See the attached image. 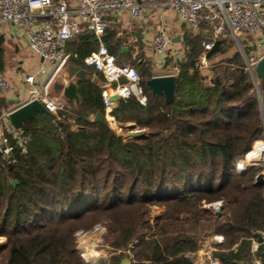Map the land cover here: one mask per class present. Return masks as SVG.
<instances>
[{
    "label": "trees",
    "instance_id": "obj_1",
    "mask_svg": "<svg viewBox=\"0 0 264 264\" xmlns=\"http://www.w3.org/2000/svg\"><path fill=\"white\" fill-rule=\"evenodd\" d=\"M207 38L201 30L183 37L185 55L168 104L149 90L146 80L153 74L146 61L132 62L147 102L129 95L111 115L120 125L143 128L141 136L125 138L94 121L96 113H105L102 89L83 79L76 106L67 101L70 106L57 113L40 111L23 122L27 152L14 147L11 168L0 157V236L6 247L0 264H122V252L100 260L77 250L76 231L97 222L107 225L114 251H131L128 264H195L200 227L223 237L212 251L220 264L262 257L264 243L252 251L251 240L264 231V166L237 164L264 132V76L255 79L234 50L220 59L213 86L204 85L195 61ZM228 40L216 39L206 60L226 54ZM103 41L117 58L114 36L105 33ZM82 48L70 61L94 50ZM259 173L263 181L256 183ZM215 201L218 215L205 206Z\"/></svg>",
    "mask_w": 264,
    "mask_h": 264
},
{
    "label": "built area",
    "instance_id": "obj_2",
    "mask_svg": "<svg viewBox=\"0 0 264 264\" xmlns=\"http://www.w3.org/2000/svg\"><path fill=\"white\" fill-rule=\"evenodd\" d=\"M165 3L182 22L192 28L205 26L208 38L202 42L203 52L195 61L197 69L206 65L205 52L211 49L215 40L230 34L239 45L245 67L253 74L255 64L264 54L261 48H257V35L264 29V0H167ZM117 10L127 11L136 21L144 14V4L139 0H0V21L25 31L29 49L50 66L47 76L38 84L35 83L33 74L25 76L24 80L29 85V100H38L52 113L64 109L63 98L53 95L50 86L54 77L69 63L71 56L76 55L66 50V43L87 32L98 40L99 46L84 56L82 61L85 65L94 67L103 77L102 96L107 120H115L111 115L115 102L110 99L114 94L119 96L117 102L129 95H133L141 104L147 102L137 69L129 63L117 62L116 55L102 42L108 28L105 15ZM242 35L252 38L250 41L245 40L243 44L240 41ZM171 44L172 38L164 29L158 30L151 42L154 54L171 58L170 63L161 61L162 64L158 67L163 71L161 75L172 74L177 77L183 52L175 54ZM249 44L255 48L246 54L244 48H249ZM202 77L204 85L213 86L214 76ZM8 88L9 81L0 72V157L6 165H13L17 161L13 148L17 147L20 153H26L28 137L12 125L9 114L13 109L1 102V96ZM69 121L74 122L73 119ZM237 169H240V164H237ZM258 232L264 241V231ZM257 245L254 238L251 243L252 251L257 250ZM213 249L211 244L205 245L195 264H220L219 259L212 254ZM116 251L125 253L128 258L133 257L129 249ZM197 252L193 254L195 257ZM253 264H261L260 258L255 257Z\"/></svg>",
    "mask_w": 264,
    "mask_h": 264
},
{
    "label": "crops",
    "instance_id": "obj_3",
    "mask_svg": "<svg viewBox=\"0 0 264 264\" xmlns=\"http://www.w3.org/2000/svg\"><path fill=\"white\" fill-rule=\"evenodd\" d=\"M67 1L73 2V0ZM139 1L144 4V14L141 19L136 21L133 20L130 14L124 10L111 12L105 15V19L108 22V28L106 29L105 33L112 34L115 40L118 41L117 48L112 47V49H116L117 58L122 63L131 64L135 60H144L149 65L150 71L153 75H161L163 74V71L158 69V67H160L162 64L161 61L165 64L170 63L171 58H163L161 55L153 53L151 42L156 32L160 29H164L172 38L171 45L175 50V54L179 51L183 52L184 54L185 46L183 43V37L189 33L195 34L200 30L202 31L203 35L206 36V29L204 25H201L196 29L192 28L187 23L182 22L174 13L173 9L165 3L167 0ZM0 35H3V40L0 42V72L9 81V88L2 94L1 102L9 109H15L19 105L29 100V85L24 80L25 76L33 74L35 83L38 84L44 80L48 73H43V63L45 61H43V59L37 53L33 52L27 46L25 31L13 26L10 23L0 21ZM81 35L88 38L89 40H86L85 42H79V34L66 43L67 51L71 52L72 54H76V49L81 51L82 47H85V50L92 47H94V50L98 48L99 42L92 43L93 35L87 32H83ZM229 36L231 35H225V37ZM176 37L178 38L176 39ZM251 38L252 36L242 35L240 36V41L244 44L245 40L250 41ZM257 38L259 39V45L257 48H261V50L264 51V29L257 35ZM102 42L105 45L103 39ZM112 43L113 42L110 44L112 45ZM139 43H141V47H139ZM248 47L249 52L253 51L255 48V46L252 44H249ZM94 50H91L90 52ZM30 59L34 61L31 62ZM218 60L220 59L215 57L214 61ZM69 63L76 65L79 69L85 70L83 78L74 77L73 81L78 83L82 79L88 80L99 86L101 89L103 88V77L94 67L85 65L81 59L71 60ZM215 63L208 65L206 70L203 72L198 69V74L205 77L213 75L214 78L220 75L221 73L219 72H216L215 74ZM46 64L49 65L48 63ZM67 81L68 79L66 77V71L64 67L54 77L50 86V91L53 95L62 97L66 106H70L67 101L73 103L76 106L77 104H75L74 101L65 99L62 95V91L58 88V83H66ZM118 103L119 102L114 103V107H116ZM258 153L260 155L259 159L264 161V147L259 149ZM254 156L255 155H253L251 152L247 158L242 161V163H246L248 160L254 159ZM255 240L257 241V244L264 243V241H258L256 237ZM204 242L205 243L202 244L201 251L204 249V245L211 244L213 247H215L216 245L221 244L223 242V237L218 234H213ZM197 253L198 254L195 257V263L202 254L200 249ZM260 260L261 264H264V254ZM242 263L243 262H241V264Z\"/></svg>",
    "mask_w": 264,
    "mask_h": 264
},
{
    "label": "water",
    "instance_id": "obj_4",
    "mask_svg": "<svg viewBox=\"0 0 264 264\" xmlns=\"http://www.w3.org/2000/svg\"><path fill=\"white\" fill-rule=\"evenodd\" d=\"M178 37H176L177 39ZM3 40V35H0V42ZM139 47H141V43H139ZM66 77L68 81L66 83H58V88L62 91V95L65 99L70 101H74L75 104L79 103V95L77 93V83L73 81L74 77L83 78L85 74V70L79 69L76 65L72 63H67L65 66ZM253 76L256 79V76L263 77L264 76V54L258 59L257 63L253 68ZM175 79L176 77L172 74L165 75H153L146 80V84L153 94L162 95L164 97V101L168 104L171 103L175 98ZM218 79V76L215 77ZM115 103L119 100V96L114 94L110 97ZM47 111L41 102L38 100H28L25 103L19 105L15 109H13L9 114V120L12 125L19 129L23 122L27 119L33 117L37 112ZM93 120L96 121H104L106 125H109V120H107L105 114L96 113L93 116ZM117 135L122 137H136L143 135V131L140 129H135L134 124L128 126V130L125 132L119 131ZM10 168L13 165H8ZM263 181L262 174H257L255 182L261 183ZM13 185L17 183V179H13L11 181ZM215 214L218 215L219 211H215ZM254 236L258 239V241L262 242L263 238L260 232H255ZM130 260L128 258L122 259V264H128Z\"/></svg>",
    "mask_w": 264,
    "mask_h": 264
},
{
    "label": "rangeland",
    "instance_id": "obj_5",
    "mask_svg": "<svg viewBox=\"0 0 264 264\" xmlns=\"http://www.w3.org/2000/svg\"><path fill=\"white\" fill-rule=\"evenodd\" d=\"M228 39H229L228 43L230 44V45H228V47L230 49L228 50V52H226V54H224L222 56H217L218 59H224L226 57V55L231 54L232 51L239 50V45L235 42L233 37L229 36ZM184 55H185V53L183 54V56ZM214 60H215V58H214ZM214 60H212V61H208L207 60L206 61V65L202 66L201 68H198V69H200V71L203 72V71L206 70L208 65L214 64L216 62L215 63V74H216V72L217 73L218 72L221 73L222 67H223L221 60H218V61H214ZM30 61L33 62L34 60L30 59ZM43 64H44L43 73L47 74L49 72V70H50V66L47 65L45 62ZM43 77H44V75H43ZM132 124H134L135 129H140L144 133V129L143 128H139V127L136 128V124L133 123V122H128L126 125H132ZM109 125H110V128L116 134L119 133V131L125 132V131L128 130V127L120 125L116 120L109 121ZM252 146L253 147H252L251 152H252L253 155H255L254 156L255 158L251 159V160H248L246 163H242L241 162L240 169H242V168H244V167H246L247 165H250V164H255V165H258V166H264V161H261L259 159L260 155L258 153V150L261 149L262 147H264V132L262 133V135L260 137H258L257 139H255V141H253ZM205 206L207 208L211 209L215 213V211H219L220 202L215 201V202H212V203H209V204H205ZM156 210H157L156 207L152 206V208H151L152 214L157 213ZM203 223L207 224V222H203ZM209 231H210V229L207 228V227H205L203 229L200 227V228L197 229V231H195L196 232V236L198 237V239H199V241L201 243V246L199 248L200 250H201L202 244L205 243L204 241L207 238H209V237H211L213 235V234H210ZM109 238H110V236H109V230L107 228V225L104 222H97L93 226H91V227H89L87 229L83 228V229H78L76 231V233H75L76 248L81 253V255L83 257H85V258H90L91 257V256L87 255L88 252H95L96 256H98L97 257L98 259L105 260V259L109 258V256L111 254H113L114 252H117V251L113 250L112 246H110ZM4 243H5V237L4 236H0V260H2L4 258V255L6 253V247L4 246ZM132 243L135 244V243H137V241L134 240L130 244H132ZM117 253H119V252H117ZM124 256L127 257V255H124Z\"/></svg>",
    "mask_w": 264,
    "mask_h": 264
},
{
    "label": "bare ground",
    "instance_id": "obj_6",
    "mask_svg": "<svg viewBox=\"0 0 264 264\" xmlns=\"http://www.w3.org/2000/svg\"><path fill=\"white\" fill-rule=\"evenodd\" d=\"M87 255L88 256H91L93 259H97V257H98V256H96V253L95 252H88Z\"/></svg>",
    "mask_w": 264,
    "mask_h": 264
}]
</instances>
